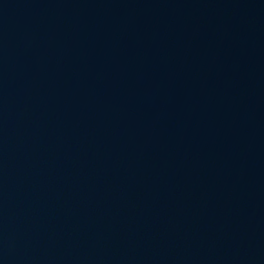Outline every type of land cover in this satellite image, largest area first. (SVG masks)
Segmentation results:
<instances>
[{"label": "water", "instance_id": "1", "mask_svg": "<svg viewBox=\"0 0 264 264\" xmlns=\"http://www.w3.org/2000/svg\"><path fill=\"white\" fill-rule=\"evenodd\" d=\"M0 264H264V0H0Z\"/></svg>", "mask_w": 264, "mask_h": 264}]
</instances>
